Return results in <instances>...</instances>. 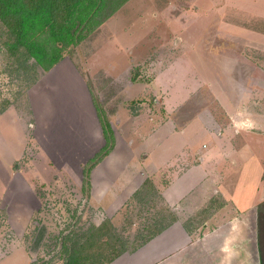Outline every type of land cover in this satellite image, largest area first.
I'll list each match as a JSON object with an SVG mask.
<instances>
[{"label":"rangeland","instance_id":"1","mask_svg":"<svg viewBox=\"0 0 264 264\" xmlns=\"http://www.w3.org/2000/svg\"><path fill=\"white\" fill-rule=\"evenodd\" d=\"M198 1L130 0L124 9L63 51L59 62L61 66L71 64L84 78L88 100L101 116V132L98 124L91 131L78 121L69 98L61 102L66 94L54 89V67L17 69V56L9 55L0 28V100H11L0 113V264H66L62 242L69 245L78 239V253H93L105 259L123 246L133 251L156 225L169 221L152 179H146L136 191L141 192L140 196L124 198L118 209H105L107 205L99 204L97 196L90 194L95 166L91 164L112 149L109 144L113 134L105 118L106 98L114 88L107 84L105 66L112 61L115 67H122L129 59L131 78L149 83L168 63L182 58L180 44L197 43L214 85L231 104L241 103L259 117L264 115V52L259 45L264 39L248 36L256 42L249 46L247 37L237 36L234 40L233 36H219L214 8L207 5L210 2L201 0L208 9L192 14ZM256 1L254 5L264 4V0ZM188 9L191 13L186 14ZM176 16L177 22L171 19ZM239 21L254 30L264 29L258 18ZM202 28L203 34L190 33ZM224 42L227 46L223 47ZM252 60L261 67L256 68ZM93 64L100 66L91 67ZM74 95L72 91L69 97ZM150 95L142 98L149 107L156 105L155 97ZM139 99L128 103L131 113L140 108ZM211 138L200 134L195 140L200 146L202 142L209 144ZM252 143L256 155L237 159L234 165L231 161L222 164L223 183L228 185L223 186L246 188L242 196L248 197H253L251 187L260 182L264 168V137H255ZM261 185L264 198V174ZM259 215L264 225V213ZM260 234L264 241V226Z\"/></svg>","mask_w":264,"mask_h":264},{"label":"crops","instance_id":"2","mask_svg":"<svg viewBox=\"0 0 264 264\" xmlns=\"http://www.w3.org/2000/svg\"><path fill=\"white\" fill-rule=\"evenodd\" d=\"M207 2L214 8L219 36L264 39V29L254 30L239 21L258 18L264 26V4L254 5L256 0ZM193 8L192 14L208 9L201 0ZM188 11L191 13L188 9L186 14ZM171 19L178 21L177 16ZM190 33L198 35L204 31L202 28ZM251 39H246V45L255 46ZM259 45L264 52V42ZM179 47L180 62L168 63L149 83L131 78L129 59L122 67H115L113 61L112 67L105 66L107 84L114 87L106 98L105 113L107 129L113 134L109 144L112 149L95 163L90 194L97 196L99 204L104 202L105 209H118L124 198L134 194L146 179H152L164 205L174 215L144 244L107 264H264V241L260 234L264 225L259 215L264 208L259 190L264 168L259 174L260 182L251 187L253 197L242 196L246 188H237L236 184L224 187L222 168L223 163L231 161L234 165L237 159L243 161L256 155L252 141L264 137L257 132L264 131V115L259 117L255 110L245 109L241 103L231 104L221 88L214 85L199 44ZM60 62L53 69L57 81L54 89L66 94L61 102L69 98L78 121L91 131L98 124L101 132V116H97L91 99L88 100L84 78L71 64L64 62L61 66ZM251 63L261 67L255 60ZM72 91L75 95L69 97ZM146 94L155 97L156 105L149 107L142 102ZM133 98H140L141 106L134 107L131 113L127 106ZM200 134L212 136L210 143L197 145L195 138Z\"/></svg>","mask_w":264,"mask_h":264},{"label":"trees","instance_id":"3","mask_svg":"<svg viewBox=\"0 0 264 264\" xmlns=\"http://www.w3.org/2000/svg\"><path fill=\"white\" fill-rule=\"evenodd\" d=\"M127 1L0 0V28L5 33L3 44L9 55L17 56L18 70L27 71L37 66L49 70L62 59L66 48L78 44L95 31ZM10 103L9 98H2L0 113ZM101 157H96L91 165L97 163ZM134 194L140 196L141 192ZM155 195L160 197L156 190ZM163 210L168 213L169 221L156 225L155 230L141 241L140 246L174 218L166 205ZM62 247L67 254L66 264H107L127 250L123 246L116 250L112 257L103 259L101 255L93 253H78L79 239L71 240L69 245L63 241ZM137 248L138 246L134 250Z\"/></svg>","mask_w":264,"mask_h":264}]
</instances>
